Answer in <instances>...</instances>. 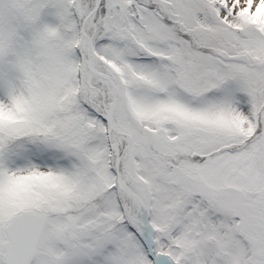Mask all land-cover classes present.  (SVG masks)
Returning a JSON list of instances; mask_svg holds the SVG:
<instances>
[{"label":"snow or ice","instance_id":"1","mask_svg":"<svg viewBox=\"0 0 264 264\" xmlns=\"http://www.w3.org/2000/svg\"><path fill=\"white\" fill-rule=\"evenodd\" d=\"M0 264H264V0H0Z\"/></svg>","mask_w":264,"mask_h":264}]
</instances>
